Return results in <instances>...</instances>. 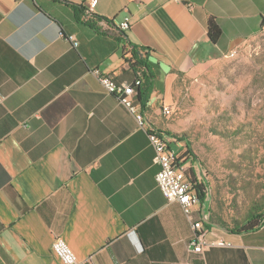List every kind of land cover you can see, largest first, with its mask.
<instances>
[{
	"label": "crops",
	"instance_id": "crops-1",
	"mask_svg": "<svg viewBox=\"0 0 264 264\" xmlns=\"http://www.w3.org/2000/svg\"><path fill=\"white\" fill-rule=\"evenodd\" d=\"M87 4L0 0V264H64L57 237L79 264H264V225L234 233L206 200L193 220L208 219L207 236L231 246L192 251L193 221L158 188L148 136L173 132L163 106L180 76L261 31L264 0H99L93 14L110 24L95 25L84 22ZM127 16L130 28L120 30ZM95 68L126 84L142 80L133 99L143 126ZM171 146L191 178L184 139Z\"/></svg>",
	"mask_w": 264,
	"mask_h": 264
},
{
	"label": "rangeland",
	"instance_id": "rangeland-1",
	"mask_svg": "<svg viewBox=\"0 0 264 264\" xmlns=\"http://www.w3.org/2000/svg\"><path fill=\"white\" fill-rule=\"evenodd\" d=\"M232 53L180 76L165 117L224 228L242 225L252 207L264 210V26Z\"/></svg>",
	"mask_w": 264,
	"mask_h": 264
},
{
	"label": "built area",
	"instance_id": "built-area-1",
	"mask_svg": "<svg viewBox=\"0 0 264 264\" xmlns=\"http://www.w3.org/2000/svg\"><path fill=\"white\" fill-rule=\"evenodd\" d=\"M86 12L94 13V9L99 0H87ZM131 25V17L127 16L117 27L120 30H127ZM73 39V36H70ZM74 45L78 46V42L74 41ZM231 55V53H230ZM100 83L107 92L114 94L119 100L127 106L131 111L137 112V120L141 126L144 125L143 115L137 111V106L133 99L135 87L140 86L141 79H136L133 84L119 82L111 75L101 72L98 68L93 70ZM163 113L171 114L170 106H163ZM150 143L155 150V164L159 167L156 175L158 188L169 201H178L185 215L193 221V235L190 239L189 246L195 253H205L214 247H229L231 244L221 238L210 239L207 236V229L203 219L193 220L195 210L201 206V198L199 196L198 186L204 184L202 174L196 175V181L193 182L188 176L189 167L184 164V160L179 152L171 146L174 137L152 128L148 131ZM206 198L208 200V189L206 187ZM54 253L62 260L64 264H79V260L67 242L57 237L53 242ZM84 264H91L86 261Z\"/></svg>",
	"mask_w": 264,
	"mask_h": 264
},
{
	"label": "trees",
	"instance_id": "trees-1",
	"mask_svg": "<svg viewBox=\"0 0 264 264\" xmlns=\"http://www.w3.org/2000/svg\"><path fill=\"white\" fill-rule=\"evenodd\" d=\"M83 15H84V22L87 24L95 25L94 22L97 23L100 20L105 21V22L110 24V22H108L107 20L96 16V14H93V13L88 14L86 12V8L84 9ZM207 30H208V36H209L211 42L217 43L221 37L222 30H221V27H220V25L217 22L215 17L211 16L208 19ZM129 51L132 53V58H134L136 60L135 63H137L139 57H141L140 52L138 51V49L136 47H134L132 45H131ZM135 63H134V65H135ZM168 133H169L168 135H171L174 137V140L183 139L181 137L179 138V136L175 132H168ZM187 145L190 147L189 142H187ZM194 171L195 170L193 168H190L191 179L193 182L196 181V175H197L196 172H194ZM198 188H199L198 192H199V196H200L201 200L205 201L206 184L205 183L201 184L198 186ZM263 225H264V210L258 211V209L256 207H252L249 214H248V217L242 223V225H240V226L236 225L234 227H225V228H227L228 230H230L234 233H242V232L254 231L256 229H259Z\"/></svg>",
	"mask_w": 264,
	"mask_h": 264
},
{
	"label": "water",
	"instance_id": "water-1",
	"mask_svg": "<svg viewBox=\"0 0 264 264\" xmlns=\"http://www.w3.org/2000/svg\"><path fill=\"white\" fill-rule=\"evenodd\" d=\"M206 224H211V222L208 219H205Z\"/></svg>",
	"mask_w": 264,
	"mask_h": 264
},
{
	"label": "bare ground",
	"instance_id": "bare-ground-1",
	"mask_svg": "<svg viewBox=\"0 0 264 264\" xmlns=\"http://www.w3.org/2000/svg\"><path fill=\"white\" fill-rule=\"evenodd\" d=\"M234 55V53L231 54V56Z\"/></svg>",
	"mask_w": 264,
	"mask_h": 264
}]
</instances>
